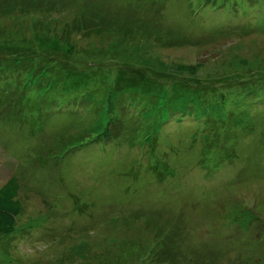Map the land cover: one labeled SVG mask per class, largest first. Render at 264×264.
I'll use <instances>...</instances> for the list:
<instances>
[{
    "label": "rangeland",
    "instance_id": "374dc122",
    "mask_svg": "<svg viewBox=\"0 0 264 264\" xmlns=\"http://www.w3.org/2000/svg\"><path fill=\"white\" fill-rule=\"evenodd\" d=\"M16 1L0 68L53 50L78 72L0 84V187L17 178L24 207L0 264H264V0ZM143 61L180 72L107 115L115 70Z\"/></svg>",
    "mask_w": 264,
    "mask_h": 264
},
{
    "label": "trees",
    "instance_id": "16d2710c",
    "mask_svg": "<svg viewBox=\"0 0 264 264\" xmlns=\"http://www.w3.org/2000/svg\"><path fill=\"white\" fill-rule=\"evenodd\" d=\"M17 1L13 2V4L17 3ZM250 16H252V15H250ZM257 27L264 30V28L262 26H257ZM222 31H224L223 33L230 32L229 30H225V29ZM51 51L52 52L49 51L50 54H47L46 56H44L43 62H39L36 65L31 64V63H27V62H23V64H21V65H16V66L14 65V67H12V71L4 69V68H0V77L1 78H2L3 74L8 71L6 73V75L2 78V81L0 82L2 87L4 88L7 85L6 83L11 81L10 79L13 78L12 74L17 73L19 76L24 77L23 83L26 84L25 88H27V86L30 85V81H31L32 76L37 71H42L39 69H41L43 67L44 62H48L47 64H44V68L46 67V69H44L45 71H50L49 70L50 65H51V69H54V68L64 69L69 65V66L74 67L75 71L78 72V68H77L76 64H74L73 62L69 63V62L62 61L61 60L62 57L60 56L59 53L54 52L53 50H51ZM52 55H56V56L51 57ZM73 55H72V57H73ZM117 58L119 60H122V56H118ZM143 62L146 64L145 68H148V65L156 67V68L153 67L154 69L151 68V71H150L151 73H149V71L146 70L144 67H143V69L140 67L139 71L142 72L143 76L145 75V78L142 76L141 73L135 72L136 70L135 71H131V70L127 71L131 75H133V77H130L129 76L130 74L129 75L128 74H122L124 69L122 71H116L115 70V81L113 83H110L109 86H107L106 89H108V94L107 95L103 94L102 98L98 102V103H102V105L104 106V112L107 115L113 114L111 112V110L108 109L109 104L111 103L109 100H112V102H113V100H117L116 98H118L119 96L124 97L121 94L122 91H126L130 95H132V93H134L136 95V97L140 98V96H144V94H146V92L148 90L147 86H144L145 84H147V80H145L146 78L149 80L158 81L160 83L173 85L174 84L173 81L167 80V78L169 77L168 75L175 76V74H177L176 73L177 71L180 72L179 70L176 69L178 67H175V68L169 67L168 69H165V71H163L162 68L157 67V65L155 63H150V62L147 63L145 61H143ZM82 63L83 62L81 61V64ZM86 64H88V63H86ZM92 65H94V64H92ZM38 66H41V68H39V69L34 68V67H38ZM97 67H98V65H94L95 69H97ZM108 67H110V68H108ZM108 67L105 65L104 68L101 70V72L95 71V77L93 79H96L99 82L106 83L107 77L110 74L111 69L114 66L112 67L109 65ZM182 72H185V71H182ZM8 73H11V74L8 75ZM80 77H81V75H80V73H78L77 80L72 84V86H75L78 83H80ZM201 80L210 81V79H205V78H203ZM163 87L167 88L168 86L164 85ZM253 89L258 90V89H260V87L255 86ZM61 90L63 93L68 91L67 88H66V90H63V88H61ZM189 96L184 95V97L182 99H178V100L173 101V106H171L169 108V111L172 113L174 110H181V108H183L185 102L188 100ZM200 96H202V94H200ZM88 98L91 100L90 96ZM175 104H178V107H176ZM153 110H154V113L157 114L156 110L155 109H153ZM123 113H124V110H121V114H123ZM165 114H167V111H165L164 113H161L162 116ZM103 118H105V117H103ZM111 122H114V121L111 120ZM20 189H21L20 183H18L17 178H15L14 176L10 177L0 187V236H8V235L12 234L18 225L17 219H18L19 215L23 212V209H24V207L20 201V197H21Z\"/></svg>",
    "mask_w": 264,
    "mask_h": 264
}]
</instances>
